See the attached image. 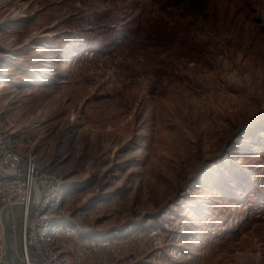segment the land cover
Masks as SVG:
<instances>
[{"label": "rangeland", "instance_id": "obj_1", "mask_svg": "<svg viewBox=\"0 0 264 264\" xmlns=\"http://www.w3.org/2000/svg\"><path fill=\"white\" fill-rule=\"evenodd\" d=\"M0 123L99 264H264V0H0Z\"/></svg>", "mask_w": 264, "mask_h": 264}, {"label": "built area", "instance_id": "obj_2", "mask_svg": "<svg viewBox=\"0 0 264 264\" xmlns=\"http://www.w3.org/2000/svg\"><path fill=\"white\" fill-rule=\"evenodd\" d=\"M22 138L0 123V212L4 206L21 205L8 214L13 253L21 264H64L54 246L59 232H72L63 207V181L34 152L22 148ZM108 245L101 238L83 251L99 260ZM0 264H6L1 223Z\"/></svg>", "mask_w": 264, "mask_h": 264}, {"label": "crops", "instance_id": "obj_3", "mask_svg": "<svg viewBox=\"0 0 264 264\" xmlns=\"http://www.w3.org/2000/svg\"><path fill=\"white\" fill-rule=\"evenodd\" d=\"M63 198L65 201L74 202V190L69 189L67 184H64L63 187ZM73 205V204H72ZM74 210V205H73ZM73 229L70 233L68 239H63L64 232H59V237H62L60 243L56 246L60 257L64 260V264H99L93 256L82 251L83 247L94 240L101 239L107 235L110 236L107 230L93 228L92 226H80L77 223H74V213L73 219L70 220L69 224ZM107 231V232H106ZM111 234V233H110ZM120 236V234L118 235ZM113 251V247L111 251L107 252V260L106 264H109V259L111 258V252ZM117 256V254H115Z\"/></svg>", "mask_w": 264, "mask_h": 264}, {"label": "water", "instance_id": "obj_4", "mask_svg": "<svg viewBox=\"0 0 264 264\" xmlns=\"http://www.w3.org/2000/svg\"><path fill=\"white\" fill-rule=\"evenodd\" d=\"M20 208L19 206H4L1 209L0 213V222H1V234H2V243L5 254V263L6 264H21L13 253L11 236H10V228H9V220H8V211L15 210Z\"/></svg>", "mask_w": 264, "mask_h": 264}, {"label": "trees", "instance_id": "obj_5", "mask_svg": "<svg viewBox=\"0 0 264 264\" xmlns=\"http://www.w3.org/2000/svg\"><path fill=\"white\" fill-rule=\"evenodd\" d=\"M184 3H191V4H194V5H199L201 4L202 2L206 1V0H180Z\"/></svg>", "mask_w": 264, "mask_h": 264}, {"label": "bare ground", "instance_id": "obj_6", "mask_svg": "<svg viewBox=\"0 0 264 264\" xmlns=\"http://www.w3.org/2000/svg\"><path fill=\"white\" fill-rule=\"evenodd\" d=\"M13 205H16V206H19L20 204H13ZM21 206V205H20ZM8 212H10V211H8ZM1 213V212H0ZM1 223V222H0ZM1 228H2V226H1Z\"/></svg>", "mask_w": 264, "mask_h": 264}]
</instances>
